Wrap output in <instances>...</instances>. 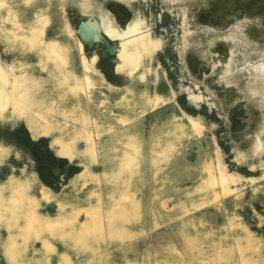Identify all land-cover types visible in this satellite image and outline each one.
<instances>
[{"label":"rangeland","instance_id":"obj_1","mask_svg":"<svg viewBox=\"0 0 264 264\" xmlns=\"http://www.w3.org/2000/svg\"><path fill=\"white\" fill-rule=\"evenodd\" d=\"M0 264H264V0H0Z\"/></svg>","mask_w":264,"mask_h":264},{"label":"bare ground","instance_id":"obj_2","mask_svg":"<svg viewBox=\"0 0 264 264\" xmlns=\"http://www.w3.org/2000/svg\"><path fill=\"white\" fill-rule=\"evenodd\" d=\"M81 31L84 35H88L91 32V28H89L88 25L87 26L82 25Z\"/></svg>","mask_w":264,"mask_h":264},{"label":"trees","instance_id":"obj_3","mask_svg":"<svg viewBox=\"0 0 264 264\" xmlns=\"http://www.w3.org/2000/svg\"><path fill=\"white\" fill-rule=\"evenodd\" d=\"M165 24V23H164Z\"/></svg>","mask_w":264,"mask_h":264}]
</instances>
